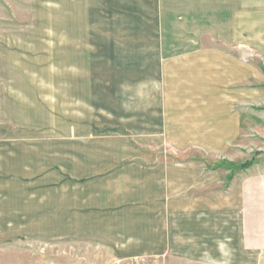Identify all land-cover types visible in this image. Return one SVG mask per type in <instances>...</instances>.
Here are the masks:
<instances>
[{
  "label": "rangeland",
  "instance_id": "obj_1",
  "mask_svg": "<svg viewBox=\"0 0 264 264\" xmlns=\"http://www.w3.org/2000/svg\"><path fill=\"white\" fill-rule=\"evenodd\" d=\"M75 1L0 0V264H111L103 250L64 237L66 180L86 168L91 175L118 161H194L228 173L224 188L264 169V105L251 107L262 135L236 157L187 148L195 142L177 135L176 114L170 120L164 98L149 96L163 85L149 83L156 58L146 18L129 4L115 17L108 4ZM250 64L264 73V57ZM251 258L264 264V248Z\"/></svg>",
  "mask_w": 264,
  "mask_h": 264
},
{
  "label": "crops",
  "instance_id": "obj_2",
  "mask_svg": "<svg viewBox=\"0 0 264 264\" xmlns=\"http://www.w3.org/2000/svg\"><path fill=\"white\" fill-rule=\"evenodd\" d=\"M82 4H108L104 8L115 17L129 4L125 7L138 9L146 18L149 58H156L149 62V83L163 85L160 96L150 86L149 96L164 98L159 103L167 106L170 120L176 114L177 135L187 144L195 142L187 148L236 157L250 137L262 135L253 121L262 118L251 107L264 105V73L251 67L250 57H264V4ZM168 88L171 92L166 93ZM171 105L186 107L175 113ZM109 165L101 173L90 175L86 168L67 178L71 187L62 197L68 244L95 246L111 264H151L157 259L167 264H250L251 256L256 259L264 248V169L243 172L224 188L228 173L205 172L194 161ZM52 209L57 211L55 203Z\"/></svg>",
  "mask_w": 264,
  "mask_h": 264
},
{
  "label": "built area",
  "instance_id": "obj_3",
  "mask_svg": "<svg viewBox=\"0 0 264 264\" xmlns=\"http://www.w3.org/2000/svg\"><path fill=\"white\" fill-rule=\"evenodd\" d=\"M131 264H141L138 260H133Z\"/></svg>",
  "mask_w": 264,
  "mask_h": 264
},
{
  "label": "trees",
  "instance_id": "obj_4",
  "mask_svg": "<svg viewBox=\"0 0 264 264\" xmlns=\"http://www.w3.org/2000/svg\"><path fill=\"white\" fill-rule=\"evenodd\" d=\"M251 165H252L251 163H248L247 165L244 166V168H248Z\"/></svg>",
  "mask_w": 264,
  "mask_h": 264
}]
</instances>
